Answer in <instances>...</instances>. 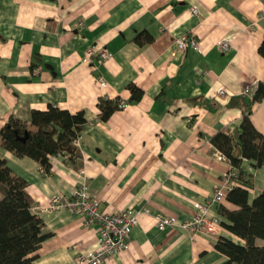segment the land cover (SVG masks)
<instances>
[{
	"label": "crops",
	"instance_id": "obj_1",
	"mask_svg": "<svg viewBox=\"0 0 264 264\" xmlns=\"http://www.w3.org/2000/svg\"><path fill=\"white\" fill-rule=\"evenodd\" d=\"M141 30L150 42L133 40ZM183 33L197 37V50L176 52L175 38ZM263 33L264 0H0V126L10 114L26 119L29 109L49 103L82 109L85 117L81 156L74 162L51 155L48 173L0 143V157L26 180L31 209L51 232L35 250L34 264H71L78 251L99 246L97 224H84L64 205L48 206L52 196L66 199L82 182L102 210L147 209L138 214L129 247L103 264L225 260L214 247L218 236L240 239L221 224L215 207L209 211L220 224L213 231L179 223L160 228L155 215L189 219L193 203L211 195L230 166L212 134L237 138L245 113L264 132V96L253 99L264 82L257 50ZM221 39L227 48L218 45ZM89 49L93 55L85 58ZM101 49L106 58L97 56ZM98 77L107 84L100 86ZM131 82L143 95L128 102ZM99 96L127 104L101 120ZM234 151L239 154L237 144ZM241 165L251 173L250 201L264 190V165L252 167L245 158Z\"/></svg>",
	"mask_w": 264,
	"mask_h": 264
},
{
	"label": "trees",
	"instance_id": "obj_2",
	"mask_svg": "<svg viewBox=\"0 0 264 264\" xmlns=\"http://www.w3.org/2000/svg\"><path fill=\"white\" fill-rule=\"evenodd\" d=\"M133 40L143 44L150 42L152 36L141 30ZM257 50L264 58V33ZM127 88L128 102L142 97L143 90L136 84L128 83ZM263 96L264 82L259 81L253 99L261 100ZM119 100L99 96L96 102L99 118L106 120L119 109ZM84 122L82 109L70 111L49 103L44 109H29L26 119L10 114L0 126V143L17 156L38 161L43 172L48 173L51 155L61 154L74 162L79 159L81 153L75 140L80 137ZM209 140L236 169L232 176L234 184L215 209L225 219L221 224L240 241L218 236L214 247L226 257L219 264H264V190L248 201L251 173L241 165L243 158L252 167L264 165V132L258 131L245 113L237 138L231 132L218 130ZM236 144L238 155L234 151ZM31 205L26 180L13 174L0 157V264H34L35 250L50 236L51 232L43 230L42 219L32 211ZM256 239H262L263 244H258Z\"/></svg>",
	"mask_w": 264,
	"mask_h": 264
},
{
	"label": "built area",
	"instance_id": "obj_3",
	"mask_svg": "<svg viewBox=\"0 0 264 264\" xmlns=\"http://www.w3.org/2000/svg\"><path fill=\"white\" fill-rule=\"evenodd\" d=\"M196 12V8L192 9ZM218 45L225 49L229 46V42L225 39L217 41ZM176 52L180 53L190 47L192 49H198V39L192 33H183L175 38ZM93 55L92 50H88L86 57ZM109 55L104 49L97 52L99 58H106ZM98 84L105 86L106 80L102 77H98ZM248 89V85L244 90ZM218 92L222 89L218 88ZM127 104L125 100H119V106L123 107ZM78 138L75 142L78 143ZM236 169L229 166L220 177L219 183L213 188L211 195L204 201H195L193 206L195 208L194 214L183 221L178 222L177 218L173 215H155V223L158 227L174 226L179 223L183 228L194 231H213L217 225L220 224V218L218 214L210 213L209 208L215 207V205L224 201L227 190L232 184H234V178ZM58 205H64L71 211H77L82 215L83 223L86 225L97 224L100 244L98 247L89 248L86 250L78 251L75 257L72 259L71 264H103L108 261L111 255L119 250H124L129 247L130 244V231L137 222L138 214L145 212L147 209H134V208H122L116 211L108 212L98 207V200L94 197L90 191L86 182L80 183L75 187L68 198L61 199L59 196H52L49 200L48 206L55 208ZM202 264V263H198Z\"/></svg>",
	"mask_w": 264,
	"mask_h": 264
},
{
	"label": "rangeland",
	"instance_id": "obj_4",
	"mask_svg": "<svg viewBox=\"0 0 264 264\" xmlns=\"http://www.w3.org/2000/svg\"><path fill=\"white\" fill-rule=\"evenodd\" d=\"M222 175V174H221ZM221 177V176H220Z\"/></svg>",
	"mask_w": 264,
	"mask_h": 264
}]
</instances>
